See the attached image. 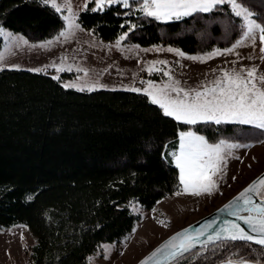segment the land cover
Returning a JSON list of instances; mask_svg holds the SVG:
<instances>
[{"label":"trees","instance_id":"16d2710c","mask_svg":"<svg viewBox=\"0 0 264 264\" xmlns=\"http://www.w3.org/2000/svg\"><path fill=\"white\" fill-rule=\"evenodd\" d=\"M244 3L264 21V0ZM94 6L88 3L77 21L105 42L127 33L128 44L206 54L230 48L243 31L227 4L171 21L144 16L139 0L131 15L120 5L91 11ZM0 26L40 42L57 35L64 20L40 0H0ZM186 130L210 143L264 140V131L250 125L177 122L143 93L78 91L47 73L0 70V229L23 225L34 236L29 264H88L100 245L118 243L133 230L137 218L129 202L149 210L179 190L168 152ZM209 247L189 264L235 261V253L237 260L264 262V250L254 244Z\"/></svg>","mask_w":264,"mask_h":264},{"label":"rangeland","instance_id":"374dc122","mask_svg":"<svg viewBox=\"0 0 264 264\" xmlns=\"http://www.w3.org/2000/svg\"><path fill=\"white\" fill-rule=\"evenodd\" d=\"M84 3L85 0H72L73 12L76 13L75 24L79 25L77 19L79 13L84 10L82 7ZM60 14L63 18L66 13ZM63 20L64 28L54 37L44 41L31 42L20 34L13 33L26 39L28 45H37V47L28 45L17 47L19 43L17 40L1 37L0 54L5 59L0 62V69H42L41 73H47L52 77L58 76L63 86L71 83L104 86L97 87L96 90H126L133 87L144 89L148 86L147 82L161 86L168 82V77L156 70L151 73L147 71L155 61H167L166 66L155 65V68H163L165 71L170 69L174 79L180 82L179 86L185 89L201 90L205 85L211 87L213 81L222 78L225 70L232 73L234 70L239 71L242 67H255L258 76L264 75V59H261L264 53L260 51L264 45L259 38L255 45L249 43L248 46L237 47L233 53L216 55L213 58H207L208 54L216 50L206 54L185 53V57H180L175 52L167 51L169 48L178 50L171 46L140 47L123 40L117 48L116 44L121 36L113 42H105L92 30L83 29L80 25L78 29L72 30L73 34L68 40L61 38L60 41H56L55 38L61 32L68 31V22ZM48 41H53V44L39 47ZM232 47L233 45L230 48ZM219 50L224 52L225 49ZM189 56L204 58L206 62L187 59L186 57ZM61 62L65 67L71 66L73 70L57 72L53 67H45L53 63L60 65ZM77 68L87 70L88 75L85 76L83 72L76 71ZM248 145L247 148L241 147L232 151V157H240V159H228L227 174L222 180L217 181L219 190H214L212 195H177L178 191L182 192L183 185H181L177 192L162 199L149 210L135 202H129L128 208L137 218L133 230L118 243L100 245L89 257L88 264L90 260L92 264H134L165 237L221 206L264 171V142ZM177 149L178 144L176 149L169 152ZM171 159L175 166L172 157ZM159 221L167 222L168 226H162ZM34 244V236L23 225L0 229V264H29L30 251ZM209 246L194 250L172 264L193 263L198 257L211 250ZM106 247L108 248L107 258H105ZM235 250L239 252L238 249L235 248ZM236 254L234 257L236 260L232 261L233 263L239 264L240 260H247H237ZM247 261L248 264H257V261ZM258 262L264 264V262Z\"/></svg>","mask_w":264,"mask_h":264},{"label":"snow or ice","instance_id":"6c2138e0","mask_svg":"<svg viewBox=\"0 0 264 264\" xmlns=\"http://www.w3.org/2000/svg\"><path fill=\"white\" fill-rule=\"evenodd\" d=\"M95 3L91 11H103L105 7L120 5L125 9V15H131L134 0H85L83 9H87L88 3ZM45 6H50L57 13H66L63 16L68 22V31L61 32L55 39L60 41L61 38L68 40L73 34V29H78L79 25L75 24L76 13L73 12L72 0H40ZM139 11L147 17H153L160 21L180 20L184 17L193 16L196 13H211L220 5L227 4L231 9V14L239 18L243 29L241 39L230 49L221 52L217 49L215 52L208 54L207 58H213L216 55L233 53L237 47L255 45L259 38L264 45V21L258 22L256 14L244 3V0H139ZM123 26V25H122ZM136 25L129 24V31L134 30ZM0 37L11 38L19 43L17 47L28 45V41L11 32H7L0 26ZM127 38V33L122 35L117 41L116 47H120V42ZM53 44V41L46 42L39 47H47ZM37 47V45H28ZM169 52H175L177 56L185 57V53L179 50L167 49ZM264 53V47L260 49ZM237 55H239L237 53ZM187 59L200 60L206 62L201 57H186ZM4 56L0 54V62L4 61ZM66 59V58H65ZM264 59V56L261 57ZM167 65V61H155L147 69L150 73L153 70L162 72L168 77V82L161 86L153 82H147V87L126 89L132 92H143L150 98V103L158 106L162 115L173 118L177 122L185 125L194 126L199 123H239L250 125L264 131V75H257V69L241 68L239 71H223L222 78L212 82V86H202L201 90L185 89L180 87V82L175 80L171 75V70L165 71L163 68H155V65ZM57 72L72 71L71 66L65 67L63 62L60 65L53 63L50 66ZM2 70V69H0ZM29 71L40 72L42 69H29ZM76 71L88 75L87 70L77 68ZM53 79L59 80L58 76ZM66 88H75L78 91H94L97 87L103 85L91 84L80 85L79 83L65 84ZM178 149L169 152L173 158L175 167L179 169V181L183 185L182 192L176 194H188L193 196L212 195L219 190L218 180H222L227 174V162L232 157V151L238 148H247L248 144L228 143L220 140L218 143H210L203 135H198L196 131L187 130L178 133ZM264 142V141H261ZM165 147H167L165 145ZM162 158L166 159V157ZM215 178V179H214ZM235 179V177H233ZM31 199V197H29ZM230 215L237 216L251 230L250 232L241 227L234 221H229L224 229L228 233L227 239L230 241H240L244 245H257L264 250V176L259 177L251 185L245 188L234 198L232 202L224 206V211ZM239 212H246L248 215H239ZM162 226L167 227V222L159 221ZM177 233L168 242H165L160 248L156 249L141 264H151L159 256L164 255L166 258L178 259L185 253L190 252L196 245L193 243L195 237ZM202 234V233H201ZM108 248H105V258H107ZM89 264H92L91 260ZM228 264H233L229 261ZM239 264H248L247 260H240ZM257 264L259 262L257 261Z\"/></svg>","mask_w":264,"mask_h":264},{"label":"water","instance_id":"95a60500","mask_svg":"<svg viewBox=\"0 0 264 264\" xmlns=\"http://www.w3.org/2000/svg\"><path fill=\"white\" fill-rule=\"evenodd\" d=\"M261 176H264V171L255 178H253L247 185H245L235 195H233L230 199H228L226 202H224L221 206H219L215 210L199 218L198 220L174 231L173 233L165 237L162 241H160L157 245H155L151 250H149L144 256H142L134 264H141L142 261H144L147 257H149L156 249L164 245L165 242H168L172 237L176 236L177 233H184L185 230H187V233H185L186 235L195 237L193 243L196 246L190 252L197 250L201 247L211 245L216 242L230 241L229 239H227L228 233L224 231L229 221H234L235 223L240 224L241 227L245 228V230L250 232L251 230L248 228L247 225L243 223L242 220L238 219L237 216L229 214V212H231L232 209H229L228 211H224L223 209L225 205H228L230 202H232L234 198L238 196L239 193H241L245 188H247L249 185H251ZM239 215H248V213L239 212ZM190 252H187L184 255ZM166 255L167 254L165 253L164 255H161L157 258L160 261V264H172L179 259V258L171 259L170 257L166 258ZM228 262L229 261H224L218 264H228ZM151 264H156V261H152Z\"/></svg>","mask_w":264,"mask_h":264}]
</instances>
